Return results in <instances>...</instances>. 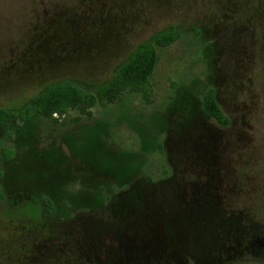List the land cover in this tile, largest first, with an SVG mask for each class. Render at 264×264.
<instances>
[{
    "label": "rangeland",
    "instance_id": "obj_1",
    "mask_svg": "<svg viewBox=\"0 0 264 264\" xmlns=\"http://www.w3.org/2000/svg\"><path fill=\"white\" fill-rule=\"evenodd\" d=\"M171 25L151 103L0 129V264H264V0H0V108L94 89Z\"/></svg>",
    "mask_w": 264,
    "mask_h": 264
},
{
    "label": "trees",
    "instance_id": "obj_2",
    "mask_svg": "<svg viewBox=\"0 0 264 264\" xmlns=\"http://www.w3.org/2000/svg\"><path fill=\"white\" fill-rule=\"evenodd\" d=\"M194 31L199 34L197 30ZM181 34L177 26L171 25L155 34L152 39L140 43L115 69L112 76L94 89H86L75 80L52 82L29 100L26 109L0 108V129L18 132L19 128L23 127L22 121L33 113L35 116L51 119L54 122H58L55 116H65L71 110L79 112L82 116L91 117L92 109L96 106L106 107L122 103L130 93H140L148 103H151V76L157 65L158 48L175 43ZM203 107L205 112L220 125L230 124V118L224 113L213 90L204 94ZM12 134L10 132L9 136L14 139ZM13 155V149L2 147L0 164L10 160ZM2 182L3 170L0 168V188ZM2 194L3 191L0 192V197L4 199ZM50 203L43 202L44 211L48 212Z\"/></svg>",
    "mask_w": 264,
    "mask_h": 264
}]
</instances>
